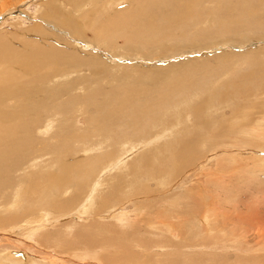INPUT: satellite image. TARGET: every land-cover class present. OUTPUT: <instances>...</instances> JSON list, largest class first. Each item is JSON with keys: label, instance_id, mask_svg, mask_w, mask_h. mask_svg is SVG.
Segmentation results:
<instances>
[{"label": "rangeland", "instance_id": "374dc122", "mask_svg": "<svg viewBox=\"0 0 264 264\" xmlns=\"http://www.w3.org/2000/svg\"><path fill=\"white\" fill-rule=\"evenodd\" d=\"M135 1L0 0V60L16 57L28 76L2 92L0 109L31 139L4 166L0 264L19 251L52 264H112L105 258L116 254L122 264H264V0H187L183 15L184 0H149L164 15L157 7L151 23L112 26ZM107 25L111 36L101 33ZM110 91L131 96L126 108L152 103L154 112L138 123L125 113L98 131ZM60 147L98 161L90 171L100 169L104 186L89 210L58 214L45 205L57 192L34 198L24 182L56 171ZM20 148L12 140V154ZM108 192L113 214L96 218ZM95 220L106 232L86 254L76 233Z\"/></svg>", "mask_w": 264, "mask_h": 264}, {"label": "bare ground", "instance_id": "6f19581e", "mask_svg": "<svg viewBox=\"0 0 264 264\" xmlns=\"http://www.w3.org/2000/svg\"><path fill=\"white\" fill-rule=\"evenodd\" d=\"M157 1H159V0H157ZM160 1H162V0H160ZM134 4L135 5H132L131 9L129 11L123 9L122 13H117V16H115L113 18L114 21L111 23V25L112 26H117L120 24L125 25V24H129L131 22H134L135 20H139L141 18H144V20L146 22L151 23L152 21H155L159 17V15H156L157 14L156 10L158 7L156 1L150 2L149 0H136L134 2ZM139 4H146V6L143 5V6L139 7ZM147 6L151 7L152 12H146ZM185 6H187L186 10H188L190 8L191 4L189 2H187V0H184V2H183L184 8L180 7L178 13L183 15V13L186 12ZM158 8L161 10L160 7H158ZM164 10L165 9L161 10V11H163V15H164ZM163 15H161V16H163ZM177 17H179V15H177ZM104 30L106 32H101L103 35H106V36L113 35V32L110 31V30H112V28L110 26L107 25L104 28ZM110 33H112V34L110 35ZM140 34H142V31H137L133 35H140ZM37 54H36V57H37ZM46 56H48V55H46ZM46 56H44V57H46ZM2 59L3 60H0V96H1L2 92H6V93L9 92V91H6L5 89L10 87L11 85H15V84L19 83V81L21 79H25L28 77L27 75L22 73L20 70L16 69L17 64L21 63L20 61L15 60L16 57H15V59L12 58V64L3 62L5 60V57ZM32 61L33 60H31V62ZM72 64L73 63H71V62H67V61H63V60L59 59L57 61L56 66L65 65V67H67V66H70ZM23 65L26 68V62H24ZM48 65H49V63H48ZM29 68H30V66L28 64L27 69H29ZM127 88H129V87H127ZM129 89H127L128 92H129ZM143 89H145V88H143ZM120 91H123L122 88ZM131 92L134 93V95L141 94L140 88H134L133 87V91H131ZM94 93H96L98 95V92L95 91ZM122 93L123 92H121V94ZM108 94H109V91H108ZM110 94L114 95V97L110 95V97L108 99H106L105 101L104 100L100 101V102H103V104L100 106V109H104L105 107H109V109L103 110L102 114L100 112H96L97 115H96V117H94L95 128H97L96 123L103 125L104 121H107V120H110L109 123L112 121H116V120H118V118H120L125 113H130V114L134 113V116L132 117L131 120L133 123H138L145 116L151 115L154 112L155 107L154 108L152 107V103H151V105L148 106L147 109L139 108L135 105H132L131 107L126 108V100L131 99L130 95L127 99H124L126 97L118 96L119 93L117 95V94H115V92L113 93L110 91ZM125 94H127V93H125ZM91 96H92V94L90 95V98L93 97V96L92 97ZM98 97H94V98H98ZM140 97H139V100H141ZM90 98L88 97V99H90ZM133 98H134V96H133ZM165 98H166V95L164 96L163 94L156 96L155 99H153L155 101L153 103V105L155 103H160L162 101V99L164 100ZM134 99H136V98H134ZM97 103L98 102L96 101L94 105H96ZM120 104H122V105H120ZM30 108H32V107H30ZM23 114L24 113H20V116H23ZM0 119H5L6 121L10 122L8 124L0 125V185L2 186L4 183V181H3L4 180L3 176H4V171H5L4 166L12 165V156L14 155V159H15L17 157V155L19 154V152H22L23 150H27L28 147L26 145L29 144V146L31 147L30 142H28L31 139H30V136L28 133L27 134L25 133L24 135H20V133L17 132V128L20 124V120L17 121L16 123L12 122V111L6 112V111L0 109ZM33 124H34V121H33ZM28 125L32 126V122L30 123L29 121H27L24 125V128ZM97 130L99 131L98 128H97ZM12 140L21 144V148L19 150L15 149L13 154H12ZM53 151L59 157V161L57 160V164H56L57 170L56 171H47L46 173L33 171L24 180L26 185H28V184L34 185L35 184V192H34L33 197L35 198L39 194H42V193H45L48 191L57 192V195L51 196L47 200L45 205H47L46 206L47 208L52 209L53 211L57 212L58 214L64 213V212L69 211V210H74L75 208H78L79 206H80V208L84 207L85 210H89L90 208L94 207L95 201L98 200V198H100L102 196V192H101L100 188L102 186H104V180L100 181L98 179V174H99L100 169H98V167H97L92 173L90 171L94 166H96L98 164L97 159H92V158L86 159L85 157H74V156H72L74 154V151L72 149H70L69 147L53 148ZM71 158L73 159V161L69 162V159H71ZM20 163H22V162L17 161L13 166L15 167L17 165H20ZM9 170H7V172H6V177L8 175ZM115 187H116V185L114 184V185H112L111 189L115 188ZM70 188H73V190H74L73 194L69 197H66V198L61 197V195L64 192H66L67 190H69ZM111 197H112V193L108 192V193H105L103 195L101 201H98L99 207L95 211V217L96 218L103 219L102 218V211L105 212V215L107 217H110L113 214V212L110 210V207L112 206ZM23 211H24V209L22 208L18 212L12 213V218H17ZM249 218H250V216H249ZM31 225L32 224H30V226ZM36 228L39 229L40 225H34L33 227H30L29 231H33ZM104 232H106V228H105V226L102 225V223L100 221L95 220V221L88 223V225L82 224L76 233L77 238L74 242V245L75 244L82 245L86 250V252H85L86 254H88V252L95 251V248L97 246L101 245V239L97 240L99 237L98 235L101 233H104ZM47 235L48 234H43V236H47ZM42 240L44 242L48 241V239L46 237H42ZM20 252L21 251L16 252L17 254L11 253L12 256L7 257V259H6L8 261V263H12V264H52V262L46 263V262H42V261H39V262L28 261L27 258L23 254H21ZM105 260L108 262H111L112 264H122V262H123V260L120 259V257L117 254L108 256L105 258ZM57 262H58V264L60 263L59 261H56V262L53 261V264H57ZM2 263H3V261H2Z\"/></svg>", "mask_w": 264, "mask_h": 264}]
</instances>
